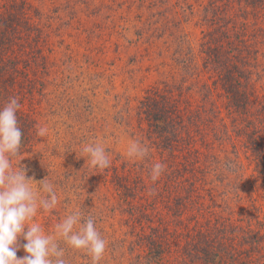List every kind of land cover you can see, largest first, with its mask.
I'll return each instance as SVG.
<instances>
[{
    "label": "rangeland",
    "instance_id": "rangeland-1",
    "mask_svg": "<svg viewBox=\"0 0 264 264\" xmlns=\"http://www.w3.org/2000/svg\"><path fill=\"white\" fill-rule=\"evenodd\" d=\"M31 1L45 36L47 67L41 66V85L34 89L29 109L36 112L37 133L40 128L46 133L37 134L19 159L30 177L40 181L47 176L55 185L57 206L38 209L35 217L46 233L53 234L66 215L83 210L95 218L107 242L100 264H146L144 255L135 253L133 247L134 252L120 248L127 243L129 229L123 225L125 215L117 206L111 176L114 166L130 159L129 144L140 142L134 118L138 101L148 88L161 82L179 87L191 108L204 112L203 117L214 124L208 133L218 128L230 134L231 139L219 134V143H224L233 161L230 177L247 178L251 195H243L241 207L234 204L226 213L233 219L243 217L242 223L251 222L255 230L264 229V179L254 172L245 140L231 126L221 92L212 86L210 72L198 54L209 27L202 13L190 15L177 0H155L151 7L146 0ZM262 29L254 35L264 39ZM260 77L262 85L256 90L251 113L255 121L250 123L255 122L264 133V73ZM89 143L105 147L109 168H95L86 155L82 158L81 149ZM17 162L14 159L13 165ZM235 182L234 189L244 191L243 182L239 178ZM234 196L230 194L227 203H234ZM19 243L25 241L21 238ZM62 247L68 264H91L86 252L63 243ZM259 251L264 264V246ZM250 253L257 254L258 249L250 247ZM24 255L21 246L17 256Z\"/></svg>",
    "mask_w": 264,
    "mask_h": 264
},
{
    "label": "trees",
    "instance_id": "trees-1",
    "mask_svg": "<svg viewBox=\"0 0 264 264\" xmlns=\"http://www.w3.org/2000/svg\"><path fill=\"white\" fill-rule=\"evenodd\" d=\"M146 2L151 7L156 1ZM176 2L190 15L202 13L209 25L198 54L212 86L221 92L231 126L245 140L254 172L264 179V133L250 123L255 121L251 113L264 73V39L254 35L264 28V0ZM35 10L31 0H0V107L12 96L21 103L17 121L22 153L37 136L36 112L29 105L41 85V66L47 67L45 36ZM203 113L191 108L179 87L165 82L148 88L138 101L134 118L149 155L113 167L117 206L129 229L127 243L118 247H133L146 264H263L259 250L264 229L255 230L251 222L242 223L243 217L226 213L251 195L247 178L230 177L233 161L219 134L231 136L218 128L208 133L214 124ZM157 162L164 163L165 172L153 182L148 172ZM238 178L244 191L234 189ZM230 194L234 203H227ZM254 246L257 254L250 253Z\"/></svg>",
    "mask_w": 264,
    "mask_h": 264
},
{
    "label": "clouds",
    "instance_id": "clouds-1",
    "mask_svg": "<svg viewBox=\"0 0 264 264\" xmlns=\"http://www.w3.org/2000/svg\"><path fill=\"white\" fill-rule=\"evenodd\" d=\"M20 108L21 103L15 96L0 107V264H68L62 243L86 252L91 264H100L107 242L90 213L71 212L55 225L53 234L46 233L35 222L38 209H54L58 196L47 176L36 181L28 175L27 168L21 166L22 132L17 121ZM45 133L46 129H38V135ZM81 154L82 158L86 155L87 162L95 168L107 169L111 165L110 154L100 143L85 144ZM127 155L133 160H144L149 148L134 141L129 144ZM14 159L18 161L15 165ZM164 172V163L157 162L151 165L148 175L155 182ZM21 238L25 241L23 245L19 243ZM21 246L25 255L18 257Z\"/></svg>",
    "mask_w": 264,
    "mask_h": 264
}]
</instances>
